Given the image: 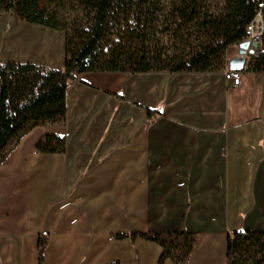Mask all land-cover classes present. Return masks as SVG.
Returning a JSON list of instances; mask_svg holds the SVG:
<instances>
[{
    "label": "crops",
    "instance_id": "1",
    "mask_svg": "<svg viewBox=\"0 0 264 264\" xmlns=\"http://www.w3.org/2000/svg\"><path fill=\"white\" fill-rule=\"evenodd\" d=\"M226 55L238 56L234 45ZM253 56L236 88L224 72L78 75L64 123L34 128L0 165V264H38L40 234L44 264H158V245L114 236L180 232L197 235L188 264H226L229 233L264 232V74L245 72ZM0 61L64 71V58ZM146 109L159 113L149 127ZM46 135L64 137L65 152L37 153Z\"/></svg>",
    "mask_w": 264,
    "mask_h": 264
},
{
    "label": "trees",
    "instance_id": "2",
    "mask_svg": "<svg viewBox=\"0 0 264 264\" xmlns=\"http://www.w3.org/2000/svg\"><path fill=\"white\" fill-rule=\"evenodd\" d=\"M68 0H0V13H14L23 23L64 33V71L43 65L0 62V165L19 141L36 127L63 124L66 89L81 74L221 73L226 50L243 41L247 25L264 0H69L80 17L66 19L56 9ZM245 72L264 74V32L259 52ZM122 100L120 95H115ZM149 127L159 115L146 109ZM65 138L46 135L39 154H63ZM133 244L141 238L158 245V264L169 259L188 264L197 235H115ZM49 237L37 241L38 264H44ZM111 264H119L114 262ZM226 264H264V232L228 234Z\"/></svg>",
    "mask_w": 264,
    "mask_h": 264
},
{
    "label": "rangeland",
    "instance_id": "3",
    "mask_svg": "<svg viewBox=\"0 0 264 264\" xmlns=\"http://www.w3.org/2000/svg\"><path fill=\"white\" fill-rule=\"evenodd\" d=\"M64 9L58 11L66 19L80 17V11L73 2L66 1ZM213 7H220V0H208ZM16 33V34H15ZM62 35L45 31L40 27L28 26L17 19L14 13H0V60L41 62L49 66L61 62L64 58ZM249 56H253L257 47L249 44ZM5 62V61H0ZM17 62V61H16Z\"/></svg>",
    "mask_w": 264,
    "mask_h": 264
},
{
    "label": "built area",
    "instance_id": "4",
    "mask_svg": "<svg viewBox=\"0 0 264 264\" xmlns=\"http://www.w3.org/2000/svg\"><path fill=\"white\" fill-rule=\"evenodd\" d=\"M264 32V2L258 5L257 13L254 19L247 25L245 29V36L242 42H248L253 44L258 48H260L262 43V36ZM240 42V43H242ZM237 43L234 47L237 49ZM238 50V49H237ZM258 50L255 51L254 56H256ZM227 63L230 60L226 55ZM224 79L227 83H229L232 87H238L241 82V74L238 72L229 71L227 68L223 73Z\"/></svg>",
    "mask_w": 264,
    "mask_h": 264
},
{
    "label": "water",
    "instance_id": "5",
    "mask_svg": "<svg viewBox=\"0 0 264 264\" xmlns=\"http://www.w3.org/2000/svg\"><path fill=\"white\" fill-rule=\"evenodd\" d=\"M250 43L242 42L238 45L237 55L236 57L230 59L227 63V69L232 72L241 73L244 70V66L246 64V58L248 56V52L250 51ZM258 51L260 48L257 49Z\"/></svg>",
    "mask_w": 264,
    "mask_h": 264
},
{
    "label": "bare ground",
    "instance_id": "6",
    "mask_svg": "<svg viewBox=\"0 0 264 264\" xmlns=\"http://www.w3.org/2000/svg\"><path fill=\"white\" fill-rule=\"evenodd\" d=\"M261 47V46H260ZM257 50V49H256ZM259 52V51H258Z\"/></svg>",
    "mask_w": 264,
    "mask_h": 264
}]
</instances>
